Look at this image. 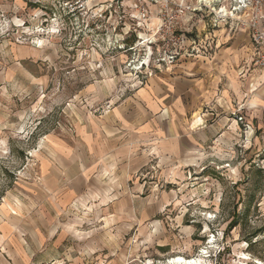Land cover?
I'll list each match as a JSON object with an SVG mask.
<instances>
[{"label": "rangeland", "instance_id": "obj_1", "mask_svg": "<svg viewBox=\"0 0 264 264\" xmlns=\"http://www.w3.org/2000/svg\"><path fill=\"white\" fill-rule=\"evenodd\" d=\"M244 1L0 0L10 264H264V128L174 95L253 44Z\"/></svg>", "mask_w": 264, "mask_h": 264}, {"label": "crops", "instance_id": "obj_2", "mask_svg": "<svg viewBox=\"0 0 264 264\" xmlns=\"http://www.w3.org/2000/svg\"><path fill=\"white\" fill-rule=\"evenodd\" d=\"M245 34L247 30L243 31ZM244 39H246L244 37ZM247 40V39H246ZM252 42V41H251ZM217 47V46H216ZM218 48V47H217ZM237 51L234 53L233 47H227L222 50V54L218 57V61L214 63L196 64L194 67L195 77L189 79L188 85L185 88L175 90L174 95L180 100L178 104L179 118L184 117V113L188 112L183 105L184 91L194 99L191 104L189 112L192 117L193 124L197 121L199 124L205 119L206 122L210 120L214 114H204V106L208 102L212 104L221 102V106L225 111L234 110L233 113L238 112L241 116L252 124L254 129L264 128V68H258L254 64L253 44L250 41L244 48L236 47ZM221 86L223 89L221 90ZM217 108V105H215ZM221 108V109H222ZM180 110V111H179ZM218 111H220L218 109ZM221 122V121H220ZM224 122V121H222ZM192 124V122L190 123ZM218 124V123H216ZM216 124H210L200 131H196L195 135L212 132ZM195 125L193 127H196ZM232 128L239 126L235 119L231 123ZM8 216L6 219H17L16 211ZM11 210V211H12ZM18 241V238L15 239ZM19 247V241H18ZM13 244L9 240L8 235L0 234V263L10 264L7 257L10 258L13 251ZM7 256V257H6ZM4 259V260H2Z\"/></svg>", "mask_w": 264, "mask_h": 264}, {"label": "built area", "instance_id": "obj_3", "mask_svg": "<svg viewBox=\"0 0 264 264\" xmlns=\"http://www.w3.org/2000/svg\"><path fill=\"white\" fill-rule=\"evenodd\" d=\"M243 10L251 13L247 23L250 37L253 43L254 64L258 68H264V0H245ZM240 121L243 118H238Z\"/></svg>", "mask_w": 264, "mask_h": 264}, {"label": "bare ground", "instance_id": "obj_4", "mask_svg": "<svg viewBox=\"0 0 264 264\" xmlns=\"http://www.w3.org/2000/svg\"><path fill=\"white\" fill-rule=\"evenodd\" d=\"M222 13H226V10L225 9H223V11H222ZM228 14V13H227ZM176 259V260H175ZM178 262V263H184V264H194V261H191V259H184V258H182V257H175V258H173V262L175 263V262Z\"/></svg>", "mask_w": 264, "mask_h": 264}]
</instances>
